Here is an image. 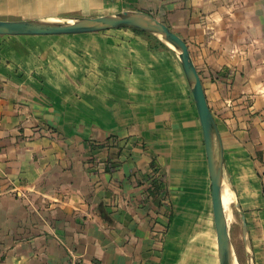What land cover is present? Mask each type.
I'll return each instance as SVG.
<instances>
[{
  "label": "crops",
  "instance_id": "obj_1",
  "mask_svg": "<svg viewBox=\"0 0 264 264\" xmlns=\"http://www.w3.org/2000/svg\"><path fill=\"white\" fill-rule=\"evenodd\" d=\"M124 10L188 44L246 218L237 259L264 264V0H0V20ZM74 263L220 264L182 66L132 29L0 36V264Z\"/></svg>",
  "mask_w": 264,
  "mask_h": 264
},
{
  "label": "water",
  "instance_id": "obj_2",
  "mask_svg": "<svg viewBox=\"0 0 264 264\" xmlns=\"http://www.w3.org/2000/svg\"><path fill=\"white\" fill-rule=\"evenodd\" d=\"M112 29H135L158 37L175 51L182 66L203 130L212 186L214 222L220 264H240L235 254L226 209L223 204L224 146L210 109L203 82L188 44L164 22L150 13L124 10L99 17H73L60 20H0V36H49L97 33ZM172 46V47H170ZM246 230V218L243 215Z\"/></svg>",
  "mask_w": 264,
  "mask_h": 264
},
{
  "label": "rangeland",
  "instance_id": "obj_3",
  "mask_svg": "<svg viewBox=\"0 0 264 264\" xmlns=\"http://www.w3.org/2000/svg\"><path fill=\"white\" fill-rule=\"evenodd\" d=\"M228 209L229 210L226 211V214L229 219L228 222H229V227H230L231 238H232L233 245H234V250L236 247L237 252L241 253V238L244 234L241 213L238 211L234 201L233 203H231ZM235 254H236V251H235Z\"/></svg>",
  "mask_w": 264,
  "mask_h": 264
},
{
  "label": "trees",
  "instance_id": "obj_4",
  "mask_svg": "<svg viewBox=\"0 0 264 264\" xmlns=\"http://www.w3.org/2000/svg\"><path fill=\"white\" fill-rule=\"evenodd\" d=\"M133 30L138 34L145 36L146 39H148L150 43V48L152 50H157L160 48H165V49L168 48L167 45L164 42H162L158 37L145 33L141 30H135V29ZM164 190H165L164 183H162L159 179H155L151 183V187L149 188V194L154 198H158L164 192Z\"/></svg>",
  "mask_w": 264,
  "mask_h": 264
},
{
  "label": "bare ground",
  "instance_id": "obj_5",
  "mask_svg": "<svg viewBox=\"0 0 264 264\" xmlns=\"http://www.w3.org/2000/svg\"><path fill=\"white\" fill-rule=\"evenodd\" d=\"M170 47H172V46H170ZM231 203H233V196H232L230 190L228 189V187L225 185L224 189H223V204H224L226 211L229 210L228 208L231 205ZM232 221H233V219H232Z\"/></svg>",
  "mask_w": 264,
  "mask_h": 264
},
{
  "label": "built area",
  "instance_id": "obj_6",
  "mask_svg": "<svg viewBox=\"0 0 264 264\" xmlns=\"http://www.w3.org/2000/svg\"><path fill=\"white\" fill-rule=\"evenodd\" d=\"M74 264H76V263H74Z\"/></svg>",
  "mask_w": 264,
  "mask_h": 264
}]
</instances>
